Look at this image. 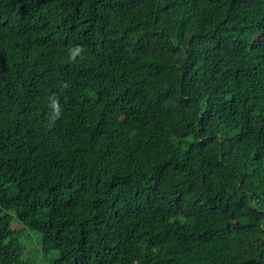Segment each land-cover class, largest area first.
<instances>
[{
    "label": "trees",
    "instance_id": "trees-1",
    "mask_svg": "<svg viewBox=\"0 0 264 264\" xmlns=\"http://www.w3.org/2000/svg\"><path fill=\"white\" fill-rule=\"evenodd\" d=\"M24 229L51 264H264V0H0V264H40Z\"/></svg>",
    "mask_w": 264,
    "mask_h": 264
},
{
    "label": "rangeland",
    "instance_id": "rangeland-1",
    "mask_svg": "<svg viewBox=\"0 0 264 264\" xmlns=\"http://www.w3.org/2000/svg\"><path fill=\"white\" fill-rule=\"evenodd\" d=\"M19 222L15 221L14 222V227L17 228L18 227ZM21 241L24 244V252L26 253V255H31L32 258H38V262L40 264H51L52 261L51 259L57 255L56 252H52L49 253V256L44 257H40L39 256L42 255L41 251H40V238H39V234L36 231H32L29 229H24L23 230V234L21 235ZM52 257V258H51Z\"/></svg>",
    "mask_w": 264,
    "mask_h": 264
}]
</instances>
